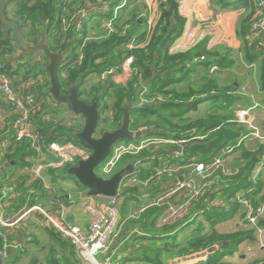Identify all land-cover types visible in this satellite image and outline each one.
Listing matches in <instances>:
<instances>
[{"label":"trees","instance_id":"obj_1","mask_svg":"<svg viewBox=\"0 0 264 264\" xmlns=\"http://www.w3.org/2000/svg\"><path fill=\"white\" fill-rule=\"evenodd\" d=\"M135 1L125 0L122 4L123 0H0V60L22 96H33V108L29 112L28 121L36 134L46 142L81 144L76 134L83 129L85 120L82 121L83 117L80 115H73L70 122L62 123L52 117L65 104L55 101L49 92L51 79L46 70L48 58L43 51H26L22 44L35 46L45 42L52 52L66 55L59 68L62 93H68L76 85L81 99L88 103L98 102L100 120L97 136L99 132L103 134L105 131L118 129L123 121L125 106L131 103L130 128L133 131L150 129L151 134L163 139L185 140L180 144H166L153 158L143 157L140 169L135 170L132 175L138 173L145 178L146 173L148 176L156 174L160 167L175 169L199 162H211L228 147H233L230 154L241 151V155L230 167L223 164L207 178L198 176L192 166H188L192 170H187V173H179L183 180L191 177L197 184L206 183L198 199L191 203L192 207L185 221L195 214L198 219L208 220L210 225V229L204 231L205 225L199 220L192 235L178 243L179 252L190 254L209 249V258L201 264H228L223 258L236 250L247 233L222 234L214 227L233 217L241 208H245L246 214L248 213V208L240 201L242 195L255 208H259L264 202L260 174L255 181L252 179L255 167L264 157V144L259 142L253 150L245 148L244 142L250 137L251 128L238 122L235 119L236 112L232 106L227 105V101L234 97L232 90L235 85H219L212 77L211 67H226L225 58L218 57L217 51L204 45L183 52L171 50L175 41L184 33L186 22L179 11L178 0H160L156 25L133 38L134 31L127 30L126 27L137 15L125 20L120 12L121 9L125 12ZM115 11L117 17L113 18ZM95 17L112 20L118 32L87 39L88 24ZM252 22L253 19L248 24L249 37L245 39V59L249 63L261 61L259 82L264 91V47L259 44V36H252ZM198 50H201L203 59L196 57ZM129 57L133 58V72L125 83H116L111 76L109 83L106 79L102 82L100 77L103 73L111 68L115 72L122 71V65ZM94 77H99L96 79L99 82L96 83ZM90 81L93 83L89 84ZM145 89L143 95L148 101L141 103L139 97ZM9 110L0 95V124H4L3 127L0 126V167L3 164L5 168L30 171L38 153L29 142L16 139L12 123V117L16 113H11L10 116ZM192 111H198V117L192 118L188 114ZM177 152H182L184 157L177 156ZM138 157L142 155L134 156L131 163ZM150 165L154 169H147ZM5 173L2 183L11 186L9 203L5 206L7 211L18 210L27 202L41 204L39 202L47 196L48 190L44 183L34 178L32 173L12 177L11 181L6 175L14 172ZM217 174L222 179L221 188H228L234 181L236 185L233 189L224 191L222 188L216 191L212 178ZM167 182L165 180L160 185L152 184L151 193L155 195L162 191ZM134 191L138 192V188L125 191L129 195L125 196L124 204ZM53 196L54 194L52 202H56ZM216 202L221 203L217 205ZM153 209L156 210L152 211ZM164 209L151 208L135 224L142 229L146 226L151 229ZM259 224L264 225V217ZM46 230L60 243L59 246L51 245L47 264H77L75 251L67 241L51 228L46 227ZM140 237L132 238L131 242L135 243ZM37 240L39 239L35 238L34 243ZM137 245L143 253L137 255L138 258L161 264V249H153L145 244ZM20 253L7 264L18 263L23 256V252ZM131 257L134 258L135 255ZM253 264H264V260Z\"/></svg>","mask_w":264,"mask_h":264},{"label":"crops","instance_id":"obj_2","mask_svg":"<svg viewBox=\"0 0 264 264\" xmlns=\"http://www.w3.org/2000/svg\"><path fill=\"white\" fill-rule=\"evenodd\" d=\"M124 2L125 0H123L122 4ZM159 2L160 0H136L125 12L121 9L122 12H120V14L125 16V20H129L132 15H137L135 20H131L126 27L127 30L134 31L135 34L133 38L156 25L158 20ZM178 2L179 11L185 18L186 22L184 33L175 41L171 50L173 52H183L196 46L204 45L211 50L217 51L219 53L217 54L218 57L225 58L226 67L221 69L218 67L217 70L211 72L212 77L216 79L219 85L228 86L230 83L235 85L233 87L235 89L233 90L236 92L231 88L233 93L232 96L234 97H231L227 101V105L232 106L235 112L238 109L249 108L253 106L255 102H259L262 105L260 108L258 107L250 110V117L253 118V123L260 132L264 133V91H262L259 82L261 61L253 63L247 62L244 52L245 39L249 37L248 24L250 20L255 19L258 11L255 3L250 0H178ZM108 23L107 20H104L101 17L93 18L88 24L87 39L95 36H103L104 34L108 35ZM258 41L260 46L264 47V32L259 35ZM199 52H201V50H198V53ZM201 56H198L197 58H201ZM114 75L116 82L121 81V83H125L127 81L123 71H118ZM203 106L204 105H202V107ZM64 107H66L65 109H68L66 105ZM0 126L3 127L4 124L1 123ZM259 142L260 141L257 138L249 137L244 142L245 148L250 150L256 149ZM154 147L155 148L151 150L143 152L142 156L144 158H149L152 155H155L159 149L158 146ZM240 153L241 151H236L230 154L223 162L224 166L230 167L234 160L241 155ZM44 156L49 158L48 154H45ZM149 167L147 169H150ZM11 169L12 168L3 167V164L2 167H0V189L3 184L2 178L6 174V171L10 173L12 171L14 172L12 175H6L9 181H11L12 177L16 175L15 173L18 168L16 170ZM187 170H192V168L182 167L177 172L187 173ZM144 176L147 177L148 173ZM219 176L220 175L217 174L212 178V184L215 185L214 189L216 191L223 188H221L222 185L220 183L222 182V179ZM50 178L52 179V176H50ZM260 178L263 182L261 196L264 197V167L260 172ZM48 180L50 179L48 178ZM165 180L168 181L166 183L167 185L164 184L165 187L162 190L165 191L174 184V180L165 176H154L149 185L138 183L133 184L132 188L137 187L140 190V193L134 191L125 204V197L122 198L120 207L125 214L123 220L126 219L125 223L122 224V236L126 241L124 247L120 251V256L118 257L116 264H156L153 261L137 257V255L140 256V254H143L137 244H145L153 249H161V264H201L209 258V249H201L198 253L190 254L179 252L178 243L192 235V230L197 228L199 220L205 225L204 231L210 229L209 221L198 219L195 214L189 217L190 219L188 221H185V218L188 217L189 211L192 207V202L190 204L187 203L184 208L182 207L181 214L167 224H162L159 216L155 225L151 229H148V226H146L145 229H142V227L135 224L142 219L127 218L130 217L132 213L136 212L141 205L159 196L162 191L155 195L152 194L151 185H160ZM55 181L53 185L58 189L61 187L60 190L61 192L64 191L63 195H65L66 198L62 201L50 202L51 208H47L54 212H58L64 207L65 213L71 221L80 224L84 228L87 227L89 224V215L84 208L83 202L79 200L83 187H81L76 178L72 177L59 178ZM235 185L236 182L234 181L230 183L228 188H223V190L226 191L229 190V188L233 189ZM180 200V196H177L174 199V202L181 205L182 203ZM220 203L221 202H216L215 204L218 205ZM43 206L45 205L43 204ZM154 210L156 209H153L152 211ZM40 225L50 228L43 220L40 221L39 217L29 218L22 226L6 230L7 241L13 244L22 245L24 248L22 250L24 256L28 254L26 251H30L35 238L39 235V233H37L38 229L36 230V228ZM166 226L167 228H165ZM2 229V225L0 224V231ZM214 229L222 234H232L237 232L247 233L246 237H244V239L238 244L236 250L223 258L224 262L228 264H253L257 261L264 260V225H261V232H259L249 224L246 219L245 208H241L233 217L217 223ZM138 236H141L139 240L132 243V238ZM29 237L32 239L28 240ZM20 252L21 251L19 250L11 249L8 262L12 261V258ZM134 255L135 257L132 258L131 256Z\"/></svg>","mask_w":264,"mask_h":264},{"label":"built area","instance_id":"obj_3","mask_svg":"<svg viewBox=\"0 0 264 264\" xmlns=\"http://www.w3.org/2000/svg\"><path fill=\"white\" fill-rule=\"evenodd\" d=\"M244 1V0H233ZM257 6V15L251 24L252 36H259L264 32V0H250ZM117 17V11L114 12L113 18ZM108 34L118 32L114 28L113 21L108 20ZM204 57L201 56V59ZM218 66L213 65L211 72L217 70ZM122 71L128 79L133 72V58L129 57L122 65ZM113 73V68L102 74V82L105 81L106 76ZM146 89L141 92L139 102H147V98L143 95ZM0 95L3 102L9 107V115L16 113L12 117V123L16 134V139L20 142H29L31 146L37 151L38 158L31 169L33 177L40 179L46 189L55 193L57 187L52 185L51 181L59 178L70 177L68 168L75 165L79 160L86 159L91 152L88 148L81 144L73 142L50 141L46 142L36 134L34 128L28 121L29 112L33 108L34 98L28 94L22 96L20 91L13 85L11 78L7 75L4 63L0 60ZM260 108L262 105L255 102L253 106L246 109H238L235 114V119L251 128L250 137L257 138L264 144V134L254 125L253 118L250 117V110ZM14 113V114H15ZM143 137V136H142ZM242 141V139H241ZM185 140L174 141L170 139H163L156 137L153 139H125L118 141L112 148L109 156L101 163V176L105 178L111 177L122 166H120L123 158L126 155H142L151 145L154 144H180ZM158 146V145H157ZM159 149V146H158ZM233 147L225 148L214 160L211 162H199L193 165L194 171L198 176L207 178L211 176L214 170L223 165L226 157L230 154ZM160 150L156 153L158 154ZM49 155V158L44 156ZM155 154V155H156ZM177 156L184 157L182 152H177ZM155 155H152L153 158ZM142 157H138L133 163L135 170L140 169ZM150 158V157H149ZM185 167V166H184ZM264 167V157L255 167L252 179L255 181ZM148 168V167H147ZM154 169V167H149ZM181 168V167H180ZM180 168H157L156 174L149 175L145 178L139 179V174H131L124 179L116 196L105 197L101 195L93 196L88 194V189L83 187L79 200L83 202L84 208L89 215V224L87 227H82L80 224L71 221L65 213L64 207L61 211L54 212L46 208L42 204L25 203L20 209L7 211L6 203L9 201V193L11 186L7 183L2 184L0 189V224L2 230L0 231V238L2 245L0 246V263L7 264L9 260V252L11 249L22 251V245L13 244L7 241V229L20 227L29 218L42 217L44 223L48 225L60 237L64 238L70 246L73 247L78 259V264H116L120 251L125 245V238L122 236V224L125 214L122 212L120 203L123 197L129 193L125 191L133 187V184L149 185L155 176H165L174 180V184L167 190L162 191L159 196L144 203L139 209L132 213L128 219H141L151 208H165L160 215L162 224L169 223L172 219L181 214V208L191 203L198 198L200 191L205 187L197 184L194 180L180 178L177 172ZM52 176V179L50 178ZM48 178L50 180H48ZM82 187V186H81ZM135 187V186H134ZM180 196L181 205L174 202V199ZM240 201L248 208L246 219L255 229L261 232L259 224L260 219L264 217V202L259 208H255L250 203V200L242 195ZM32 238H28L31 240Z\"/></svg>","mask_w":264,"mask_h":264},{"label":"water","instance_id":"obj_4","mask_svg":"<svg viewBox=\"0 0 264 264\" xmlns=\"http://www.w3.org/2000/svg\"><path fill=\"white\" fill-rule=\"evenodd\" d=\"M22 47L29 52H44L49 61L46 70L51 79L50 94L55 101L65 104L71 113L80 115L85 120L83 129L76 136L81 145L88 148L91 154L88 158L79 160L77 164L70 166L67 171L68 174L86 187L89 195L116 196L124 179L135 171V165L129 163L109 178L99 175L96 171L97 167L109 156L113 146L118 141L138 139L151 134V130L133 131L130 128V108L132 104L128 103L124 109L121 126L116 130L105 131L101 136H97L96 132L100 120L98 102L88 103L81 99L76 85H73L68 93H62L59 68L64 63L66 55L64 53L52 52L45 42L35 46H25L22 44ZM201 55L202 53L199 52L197 57Z\"/></svg>","mask_w":264,"mask_h":264},{"label":"rangeland","instance_id":"obj_5","mask_svg":"<svg viewBox=\"0 0 264 264\" xmlns=\"http://www.w3.org/2000/svg\"><path fill=\"white\" fill-rule=\"evenodd\" d=\"M76 6H77V4H76ZM12 16H14V15H12ZM99 37L100 36H97L96 38H99ZM113 73L114 74L116 73L115 70H113ZM114 74H110L109 76H106V80H107L108 83L110 82V80L112 78L113 79L115 78V75ZM110 76L112 78H110ZM98 78L99 77H96V78L94 77L96 83L99 82V80H96ZM101 78L102 77H100V79ZM121 79H122V77H121ZM91 83H93V81H90L89 84H91ZM116 83H119L120 84L121 81H117ZM108 100H109V102H111V97H109V95H108ZM64 106H61V108L58 109V112L59 113H57V112L56 113H53V116L52 115L51 116L56 121H62V123H68V122H70L72 120V117L71 116H73L75 114L71 113L68 109H65L66 107H64ZM108 113H109V111H107V114ZM188 114H190L192 118L198 117V111L197 112L196 111H192V112H189ZM103 116H106V115L104 114ZM82 121H84V118L82 119ZM101 135H102L101 132H99L98 133V136H101ZM156 137H158V136H156L154 134H149V135H145L142 138H145V139H153V138H156ZM157 145L159 146V150H161L162 147H165L166 146V144H161V145L154 144V145H151L149 148H147V151L155 148L154 146H157ZM134 156L135 155H133V156L132 155H126L123 158L120 166H122V165L124 166L127 163L132 162L131 160L133 159ZM100 167H101V164L97 167L96 171H97V173L99 175H102L101 174V171H100ZM30 171H31V169H30ZM30 171H27V170L18 168L17 169V172L15 173L16 175L14 176V178L20 177V176H22L25 173L31 175L32 172H30ZM32 176H33V174H32ZM32 176H31V179H32ZM139 179H142V177L139 176ZM193 180L195 182H197L195 179H193ZM55 182L54 181H51L52 185ZM59 188L61 189V187H59ZM60 189L57 188L55 190V193H54V196H53V197H55V199L57 201H60V200L62 201L64 198H66V196L63 195L64 194V191L61 192ZM47 192H48L47 196L44 197L39 203H41L42 205L44 204L46 208L47 207L51 208L50 207L51 206V203H52L51 197L53 195V192L50 191V190L47 191ZM138 193H140V190L139 189H138ZM58 198H59V200H58ZM58 205H60V204H58ZM39 220L40 221L43 220L42 217H39ZM36 230L38 231L37 233H39V235L37 236V238L39 239V240H37L38 242L37 243H33V245L31 247L30 251L28 252V254L24 255L17 264H20V263L21 264H35V263H38V264H47V258L49 257V250H50L51 245H55V246H59L60 245V243H58L57 241H55L52 238L51 234L46 230V228L44 226L40 225L39 227L36 228ZM70 248H71V246H70ZM65 252L67 254H70L68 250H66Z\"/></svg>","mask_w":264,"mask_h":264},{"label":"clouds","instance_id":"obj_6","mask_svg":"<svg viewBox=\"0 0 264 264\" xmlns=\"http://www.w3.org/2000/svg\"><path fill=\"white\" fill-rule=\"evenodd\" d=\"M124 140H125V139H124ZM126 140H127V139H126ZM129 163H131V162H129ZM129 163H127V164H129ZM127 164H126V165H127ZM126 165H124V166H126ZM124 166H122V167H124ZM122 167H121V168H122ZM78 182H79V181H78Z\"/></svg>","mask_w":264,"mask_h":264}]
</instances>
